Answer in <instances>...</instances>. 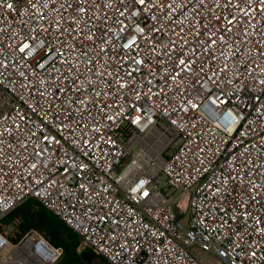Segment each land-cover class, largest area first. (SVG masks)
<instances>
[{
    "label": "built area",
    "instance_id": "built-area-1",
    "mask_svg": "<svg viewBox=\"0 0 264 264\" xmlns=\"http://www.w3.org/2000/svg\"><path fill=\"white\" fill-rule=\"evenodd\" d=\"M28 198L109 264H264V0H0V264L63 254Z\"/></svg>",
    "mask_w": 264,
    "mask_h": 264
},
{
    "label": "trees",
    "instance_id": "trees-1",
    "mask_svg": "<svg viewBox=\"0 0 264 264\" xmlns=\"http://www.w3.org/2000/svg\"><path fill=\"white\" fill-rule=\"evenodd\" d=\"M14 216H19L22 232L32 228L45 230L52 244L62 246L63 254L56 264H87L82 259L83 255L94 253L90 249L78 251V235L34 198L26 199L10 211L4 220L9 221ZM98 264L109 263L101 258Z\"/></svg>",
    "mask_w": 264,
    "mask_h": 264
},
{
    "label": "rangeland",
    "instance_id": "rangeland-1",
    "mask_svg": "<svg viewBox=\"0 0 264 264\" xmlns=\"http://www.w3.org/2000/svg\"><path fill=\"white\" fill-rule=\"evenodd\" d=\"M132 150H135V149H137L136 148V146H132V148H131ZM173 192V190L171 189V190H169L168 191V194H170V193H172ZM178 191H174V193H177ZM183 216H184V219H186L187 218V215H188V213L187 212H185V213H183L182 214ZM10 246L8 245V246H6L4 249H3V253H8L9 251H10ZM87 251V250H86ZM83 252H85V251H83ZM91 252H89V253H86V254H84L83 255V257H82V259H83V261L85 262V263H87V264H98L99 262H100V260H101V258L98 256V255H95L94 253H91ZM195 254H197V255H199V256H203V257H205L206 256V254H204V253H202V252H200L199 250H195ZM209 258L211 257L210 255H207ZM59 261V260H58ZM57 261V262H58Z\"/></svg>",
    "mask_w": 264,
    "mask_h": 264
}]
</instances>
